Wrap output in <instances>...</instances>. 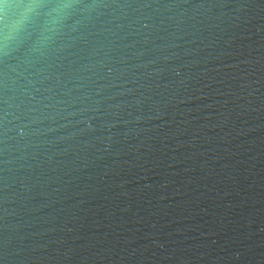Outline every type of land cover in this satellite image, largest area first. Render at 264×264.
<instances>
[{
  "label": "water",
  "instance_id": "water-1",
  "mask_svg": "<svg viewBox=\"0 0 264 264\" xmlns=\"http://www.w3.org/2000/svg\"><path fill=\"white\" fill-rule=\"evenodd\" d=\"M44 2L0 39V264H264V0Z\"/></svg>",
  "mask_w": 264,
  "mask_h": 264
},
{
  "label": "clouds",
  "instance_id": "clouds-1",
  "mask_svg": "<svg viewBox=\"0 0 264 264\" xmlns=\"http://www.w3.org/2000/svg\"><path fill=\"white\" fill-rule=\"evenodd\" d=\"M0 39L3 40L4 47L9 52V42L14 38L28 32L29 29L38 32L43 43H51L60 30L61 14L72 7L71 5L60 3H48L44 0H16V2L4 3L0 0ZM41 16L46 19L38 23ZM5 256L12 257L15 254L7 251L5 244ZM240 253H235V258L239 259Z\"/></svg>",
  "mask_w": 264,
  "mask_h": 264
},
{
  "label": "snow or ice",
  "instance_id": "snow-or-ice-1",
  "mask_svg": "<svg viewBox=\"0 0 264 264\" xmlns=\"http://www.w3.org/2000/svg\"><path fill=\"white\" fill-rule=\"evenodd\" d=\"M4 3L16 2V0H3Z\"/></svg>",
  "mask_w": 264,
  "mask_h": 264
}]
</instances>
